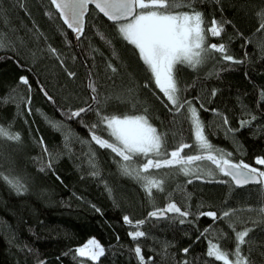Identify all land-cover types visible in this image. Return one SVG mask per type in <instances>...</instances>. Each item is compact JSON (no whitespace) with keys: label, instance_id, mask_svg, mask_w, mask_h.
I'll return each instance as SVG.
<instances>
[{"label":"trees","instance_id":"16d2710c","mask_svg":"<svg viewBox=\"0 0 264 264\" xmlns=\"http://www.w3.org/2000/svg\"><path fill=\"white\" fill-rule=\"evenodd\" d=\"M195 6L206 27L213 18L224 25L222 35L209 36L207 43L226 44L227 54L242 63L216 53L196 70L178 67L180 95L198 109L215 149L230 153L226 158L234 164L243 161L264 170L256 164L264 158V102L259 98L264 90V31H257L264 0H197ZM0 37L10 44L0 49V125H11L21 137L18 143L0 139V172L19 177L27 189L18 194L0 179V264H93L75 253L93 238L105 249L97 264H140L137 245L145 264H223L206 252L210 242L234 250L229 223L235 231L252 229L242 253L253 264H264V216L246 211L264 207L259 186L238 187L204 160L195 162L197 171L190 175L177 168L150 169L144 175L165 183L163 192L153 190L149 198L141 182L121 174L119 157L91 141L87 126L97 122L96 108L101 107L105 115L121 117L144 114L147 108L150 123L165 134L169 153L181 142L193 143L189 121L165 107L166 97L115 24L90 7L84 32L76 39L50 0H0ZM49 47L56 49L55 55ZM21 76L28 85L20 83ZM89 106L93 111L70 118L72 111ZM251 116L256 119L241 127ZM49 120L59 122L61 130ZM97 134L109 139L103 126ZM44 147L56 159L40 171L49 159ZM90 152L95 153L99 177L89 175ZM182 154L196 152L185 149ZM170 202L190 214L149 217ZM230 210L235 215L227 220L200 215L214 212L220 217ZM124 216L133 224L125 223ZM140 220L145 223L139 230L146 235L133 241L129 232L137 230Z\"/></svg>","mask_w":264,"mask_h":264},{"label":"snow or ice","instance_id":"6c2138e0","mask_svg":"<svg viewBox=\"0 0 264 264\" xmlns=\"http://www.w3.org/2000/svg\"><path fill=\"white\" fill-rule=\"evenodd\" d=\"M50 3L59 12L64 24L75 33L77 39L84 32V15L88 11V6L94 4L95 9L116 25L121 38L138 52L139 58L150 71L156 87L167 99L165 107H168L169 111L174 114L184 115V118L190 123L193 143L181 142L169 153L166 151L165 134L158 132L157 128L150 123L147 108H145L144 114L121 117L114 114L105 115L101 107H97V122L87 126L91 141L100 148L111 150L115 156L120 158L117 163L122 175L141 182L149 198H152L153 190L164 191L165 181L162 178L156 179L144 175L150 169L177 168L185 175H190L197 171V168L193 167L195 162L207 160L225 176L231 177L236 186L255 184L259 186L260 192L264 193V170L251 167L243 161L234 164L226 158L231 155L230 153L225 154L215 149L205 134V125L199 117L198 109L192 101L183 99L180 95L183 90L179 87L176 78L178 67L186 66L196 70L216 53L222 54L225 61L242 63L227 54L226 44L207 43L209 36L220 37L222 35L224 32L222 22L213 18L210 26L206 27L204 14L196 9L197 0H50ZM47 15L53 18L52 13H47ZM257 17L261 21L257 31H264V9L257 12ZM9 46L7 38L0 37V49ZM261 47L264 48V45ZM49 51L56 54L54 48L49 47ZM57 58L59 59V56ZM109 67L112 66L109 65ZM68 75L73 76L74 73L69 72ZM20 83L28 85L29 81L26 77L21 76ZM89 87L93 92L96 91L94 84L90 83ZM45 95L47 96L46 92ZM213 95H215V91H213ZM259 98L261 102H264V90L260 91ZM48 99L51 100V97ZM93 99L96 98L93 97ZM200 107L203 108V105L201 104ZM90 111H93L91 106L80 108L72 111L70 118L80 117L82 113ZM255 119V116H251L249 120L241 121V127L251 124ZM48 123L54 129L61 130L62 125L59 122L49 120ZM227 123L228 120L225 118L224 124ZM101 126L108 132L109 139L97 134V130ZM229 131L233 130L229 129ZM0 139L18 143L21 137L19 133L11 131V125L8 127L0 125ZM65 141L67 147L70 137L66 135ZM39 143L43 145V140L41 139ZM81 143L86 142L81 141ZM185 149H195L196 154L183 155ZM43 151L49 159L48 163L40 168V171L51 168L56 159L48 152L47 147H44ZM88 156L91 169L89 175L99 177L100 172L95 163V153L90 152ZM140 159H146L147 162L138 164L137 161ZM256 164L264 165V158H257ZM209 175L212 173L210 172ZM196 178L200 177L197 175ZM0 179L8 183L18 194L27 190L19 177H12L0 172ZM261 202L264 203V201ZM96 211L100 210L96 209ZM246 211H257L261 216H264V207L246 209ZM167 212L177 213L180 217H187L190 214L187 211H181L175 203L170 202L166 208L150 212L149 217H164ZM200 215L212 217L214 221L216 219L227 220L230 216L235 215V212L233 210L225 211L220 217H217L214 212L200 213ZM123 220L129 225L133 224L128 216H124ZM185 222V219H180L181 224ZM144 223V220L137 221L135 223L137 230L129 232L133 241L146 235L145 232L139 230V226ZM229 227L235 232L234 250L228 252L223 250L218 243L210 242L206 252L207 257L214 258L215 261H222L223 264H253L250 257L242 253V246L250 243L248 238L252 229L245 227L241 231H235V226L232 223H229ZM134 251L140 264H145V257L142 255L139 245L135 247ZM183 251L187 252L188 249ZM75 253L77 257H86L93 264H97L104 256L105 249L93 238L83 246L76 248ZM40 264H44V262L41 261Z\"/></svg>","mask_w":264,"mask_h":264},{"label":"water","instance_id":"95a60500","mask_svg":"<svg viewBox=\"0 0 264 264\" xmlns=\"http://www.w3.org/2000/svg\"><path fill=\"white\" fill-rule=\"evenodd\" d=\"M93 8L94 10H96L101 16H103L106 20H108V18L107 17H105L102 13H100L97 9H95V5L94 4H90L89 6H88V9L89 8ZM88 12V11H87ZM87 12L85 13V15H84V19H85V16H86V14H87ZM59 13V12H58ZM63 21V20H62ZM109 22H111V23H113L112 21H110V20H108ZM114 24V23H113ZM66 27H67V25H66ZM68 28V27H67ZM69 29V28H68ZM71 30V29H70ZM72 31V30H71ZM74 36L76 37V35H75V33H74ZM77 39V38H76ZM231 178V177H230ZM233 183L235 184V182L233 181ZM253 185H255V184H249V185H245V186H253ZM238 187H244V186H238Z\"/></svg>","mask_w":264,"mask_h":264}]
</instances>
